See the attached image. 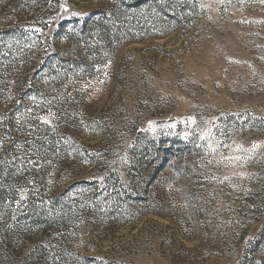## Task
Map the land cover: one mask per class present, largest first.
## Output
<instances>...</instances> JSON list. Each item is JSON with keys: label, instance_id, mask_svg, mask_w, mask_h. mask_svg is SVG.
I'll return each instance as SVG.
<instances>
[{"label": "rangeland", "instance_id": "rangeland-1", "mask_svg": "<svg viewBox=\"0 0 264 264\" xmlns=\"http://www.w3.org/2000/svg\"><path fill=\"white\" fill-rule=\"evenodd\" d=\"M6 147L0 264H264V2L0 0Z\"/></svg>", "mask_w": 264, "mask_h": 264}, {"label": "trees", "instance_id": "trees-1", "mask_svg": "<svg viewBox=\"0 0 264 264\" xmlns=\"http://www.w3.org/2000/svg\"><path fill=\"white\" fill-rule=\"evenodd\" d=\"M10 148V147H9ZM9 148L8 147H6L5 149H2V151H0V152H3L5 155L8 153V150H9ZM1 150V149H0ZM11 156V155H10ZM9 156V157H10ZM6 157H8V156H6ZM4 188L2 187V185L0 186V200H2V195H3V193H4ZM34 223H36V219H33V218H31V217H29L28 219H27V227H26V229H29V228H31V227H33L35 224Z\"/></svg>", "mask_w": 264, "mask_h": 264}, {"label": "snow or ice", "instance_id": "snow-or-ice-1", "mask_svg": "<svg viewBox=\"0 0 264 264\" xmlns=\"http://www.w3.org/2000/svg\"><path fill=\"white\" fill-rule=\"evenodd\" d=\"M262 2H264V0H262ZM66 10V9H65ZM42 119V121L44 122V123H48L49 121L47 120V118H41ZM201 139H204V136L202 135L201 136ZM219 143V142H218ZM253 147H255V145L253 146ZM211 151H215V148H212L211 149ZM229 159H232V158H229ZM235 159H239V157H236Z\"/></svg>", "mask_w": 264, "mask_h": 264}]
</instances>
